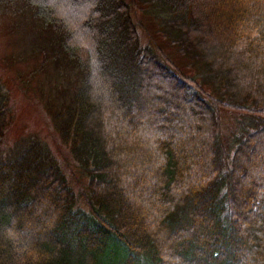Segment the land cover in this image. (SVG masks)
Instances as JSON below:
<instances>
[{
  "label": "trees",
  "instance_id": "1",
  "mask_svg": "<svg viewBox=\"0 0 264 264\" xmlns=\"http://www.w3.org/2000/svg\"><path fill=\"white\" fill-rule=\"evenodd\" d=\"M0 4L63 145L0 155V264H264V0Z\"/></svg>",
  "mask_w": 264,
  "mask_h": 264
},
{
  "label": "rangeland",
  "instance_id": "2",
  "mask_svg": "<svg viewBox=\"0 0 264 264\" xmlns=\"http://www.w3.org/2000/svg\"><path fill=\"white\" fill-rule=\"evenodd\" d=\"M27 18L0 4V82L9 97L0 155L11 152L29 137L46 140L55 149L63 146L55 137L49 107L59 97L56 86L60 84L53 65H44V51H33L35 37L24 26ZM223 118L226 126L230 115L226 112Z\"/></svg>",
  "mask_w": 264,
  "mask_h": 264
}]
</instances>
